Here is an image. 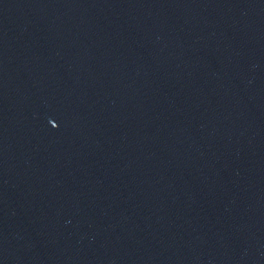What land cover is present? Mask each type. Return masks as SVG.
<instances>
[{
    "label": "water",
    "instance_id": "water-1",
    "mask_svg": "<svg viewBox=\"0 0 264 264\" xmlns=\"http://www.w3.org/2000/svg\"><path fill=\"white\" fill-rule=\"evenodd\" d=\"M0 264H264V0H0Z\"/></svg>",
    "mask_w": 264,
    "mask_h": 264
}]
</instances>
